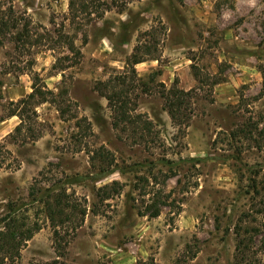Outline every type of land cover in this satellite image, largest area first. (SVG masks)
Returning a JSON list of instances; mask_svg holds the SVG:
<instances>
[{
    "label": "rangeland",
    "instance_id": "rangeland-1",
    "mask_svg": "<svg viewBox=\"0 0 264 264\" xmlns=\"http://www.w3.org/2000/svg\"><path fill=\"white\" fill-rule=\"evenodd\" d=\"M69 1L0 0V119L23 120L0 124V216L40 226L1 264H264V0ZM173 84L192 89L176 120ZM76 174L86 213L55 241L31 189Z\"/></svg>",
    "mask_w": 264,
    "mask_h": 264
},
{
    "label": "trees",
    "instance_id": "trees-1",
    "mask_svg": "<svg viewBox=\"0 0 264 264\" xmlns=\"http://www.w3.org/2000/svg\"><path fill=\"white\" fill-rule=\"evenodd\" d=\"M72 4L73 1L70 0L69 6H71ZM2 23L3 21L0 22V25H2ZM70 49L73 50V46H71ZM140 61V58L134 57L133 59V63H137ZM35 89L36 88H34L33 86V89L28 94L21 97L16 102L17 105L24 106L29 103L36 94ZM191 91L192 89H180L174 84L165 89V92L163 93V97L165 99L164 106L172 120L178 119V117H180L184 112L181 110V108L183 107V101L185 97L189 96ZM105 97L107 98L108 103H110L109 105L111 106L113 96L105 95ZM115 99L117 100L112 106L113 111H118L122 116V119H124L125 121H129L132 124L139 125L138 122H142L143 129L145 128L146 131H150V122L141 119L140 114L132 116L125 115L126 112L123 109L124 104H122V100L119 98ZM12 115H17L19 117L20 121L14 127V131H20L23 124L22 114H16L14 112L9 114V116ZM2 120L3 119H0V121ZM89 160L91 163V167L93 168V175L97 179L102 178L113 171V168H111L113 163V156L111 152L104 146H98L90 150ZM81 180L82 176L76 174L73 176H66L64 182L58 185L55 184L56 186L45 188L41 193H35L34 190L31 189V201L41 203L45 212V216L49 221V225L52 227L53 237L55 241L60 236V226L68 223L70 226V230L74 231L83 221L86 213L85 206L81 203V201L72 198L71 195L61 187L62 184H74L81 182ZM107 188H111L113 193H118L120 190V185L117 181L113 180L110 184H104L100 186L97 190L99 193L98 195H100L102 199L108 198L111 195L110 192L106 191ZM158 213V208L153 205L152 212L149 213V215L156 216L158 215ZM16 215L17 211L9 206L7 211L0 216V264L5 258L8 259L10 257H18L19 249L21 248V246L32 236L35 231L40 229V226L36 222L32 225H28V223H25L24 220H19ZM237 234L239 235L240 232L237 231ZM242 244H244L243 237L238 240L237 246H240ZM135 264H153V262L152 259L150 261L149 259H138L136 260Z\"/></svg>",
    "mask_w": 264,
    "mask_h": 264
},
{
    "label": "crops",
    "instance_id": "crops-1",
    "mask_svg": "<svg viewBox=\"0 0 264 264\" xmlns=\"http://www.w3.org/2000/svg\"><path fill=\"white\" fill-rule=\"evenodd\" d=\"M17 122L14 120V116H9L7 119H4L0 124H1V128H8L10 125V127H13Z\"/></svg>",
    "mask_w": 264,
    "mask_h": 264
}]
</instances>
